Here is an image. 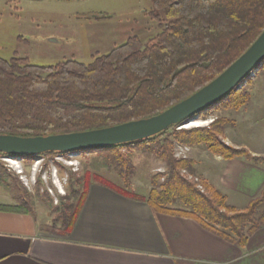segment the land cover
<instances>
[{
    "label": "trees",
    "instance_id": "16d2710c",
    "mask_svg": "<svg viewBox=\"0 0 264 264\" xmlns=\"http://www.w3.org/2000/svg\"><path fill=\"white\" fill-rule=\"evenodd\" d=\"M150 1V14L163 29L145 43L131 36L90 63L70 59L42 66L24 57H0V134L69 133L154 116L217 78L264 31V0ZM253 73L264 74V58L247 75L246 84L242 81L240 87L192 117L208 119L214 111L239 110L248 104ZM187 119L143 140L75 150L103 157V167L122 182L89 169L71 173L69 193L60 204H52L60 235L71 232L89 188L97 182L145 201L155 212L191 217L222 238L245 246L264 225V189L244 208L232 206L224 193L196 173L195 158L176 156V146H203L225 159L244 157L257 162L264 156L226 141V129L234 123L228 116L216 115L207 126L180 127ZM136 149L153 153L166 165L164 172L151 176L146 196L133 187L136 166L130 152ZM63 154L68 152H45L41 157ZM5 155L0 152V158ZM2 168L0 164V185L7 190L19 186L21 192L15 195V203H0V210L34 214L31 194Z\"/></svg>",
    "mask_w": 264,
    "mask_h": 264
},
{
    "label": "crops",
    "instance_id": "0c3cea01",
    "mask_svg": "<svg viewBox=\"0 0 264 264\" xmlns=\"http://www.w3.org/2000/svg\"><path fill=\"white\" fill-rule=\"evenodd\" d=\"M230 131L227 127L228 143L264 156L263 146L234 141ZM191 157L197 165L207 163L197 174L232 206L244 208L264 189V160L225 159L203 146L192 147ZM137 186L133 181L139 193ZM37 219L35 213L0 210V264H264V225L241 247L191 217L155 212L145 201L97 182L69 234L43 231Z\"/></svg>",
    "mask_w": 264,
    "mask_h": 264
},
{
    "label": "rangeland",
    "instance_id": "374dc122",
    "mask_svg": "<svg viewBox=\"0 0 264 264\" xmlns=\"http://www.w3.org/2000/svg\"><path fill=\"white\" fill-rule=\"evenodd\" d=\"M152 9L150 0H0V57L7 60L24 57L42 66L70 59L90 63L131 36L137 35L145 43L161 32L163 25L151 16ZM252 77L254 81L249 85L252 99L242 109L214 111L208 119L194 118L199 122L195 126L180 127L207 126L216 115L228 116L234 120L228 126L234 141L253 148L264 147V74ZM191 151L192 147L186 154L191 156ZM130 156L136 166L132 180L139 193H146L151 176L164 172L166 165L142 149L133 150ZM40 157L26 160L14 156L22 165L21 174L8 166L6 155L0 158V164L12 174L11 181L12 177L18 178L31 194L38 226L46 232L57 235L61 232L52 204H60L69 193L71 173L82 174L89 169L118 184L122 182L115 172L103 167L101 156L96 159L91 153L77 152ZM17 163L13 162V166L19 167ZM206 166L201 161L196 173ZM20 192L19 186L7 190L0 185V200L15 202V195Z\"/></svg>",
    "mask_w": 264,
    "mask_h": 264
},
{
    "label": "water",
    "instance_id": "95a60500",
    "mask_svg": "<svg viewBox=\"0 0 264 264\" xmlns=\"http://www.w3.org/2000/svg\"><path fill=\"white\" fill-rule=\"evenodd\" d=\"M100 17V15H96ZM264 58V31L256 41L217 78L202 87L190 97L167 110L148 118L130 122L69 133L42 136H19L0 134V152L6 156H42L45 152H74L79 149L105 147L135 142L150 138L185 118L184 123L202 109L214 104L241 82H247V75ZM255 73L252 74V76Z\"/></svg>",
    "mask_w": 264,
    "mask_h": 264
},
{
    "label": "built area",
    "instance_id": "2783aa9c",
    "mask_svg": "<svg viewBox=\"0 0 264 264\" xmlns=\"http://www.w3.org/2000/svg\"><path fill=\"white\" fill-rule=\"evenodd\" d=\"M190 150V147H188V146H183V145H177L176 146V156H178V157H188V155L186 154V152L187 151H189ZM73 153H77V152H73ZM73 153H69V154H73ZM8 158H6L5 160L7 161V162H9L8 163V166L10 167V168H13V169H15L18 173H23V170H22V165L21 164H19V161H17V159H14L13 157L14 156H7ZM16 158V157H15ZM40 158H44V157H40ZM38 160H40V159H38ZM13 162H18L17 164H19V167H15V166H13ZM201 187V186H200Z\"/></svg>",
    "mask_w": 264,
    "mask_h": 264
},
{
    "label": "bare ground",
    "instance_id": "6f19581e",
    "mask_svg": "<svg viewBox=\"0 0 264 264\" xmlns=\"http://www.w3.org/2000/svg\"><path fill=\"white\" fill-rule=\"evenodd\" d=\"M206 122H207V121H206ZM197 123H199V122H198V121L196 122V119H192V120L188 121V122L185 124V126H187V127L195 126V125H197Z\"/></svg>",
    "mask_w": 264,
    "mask_h": 264
},
{
    "label": "flooded vegetation",
    "instance_id": "af4514ba",
    "mask_svg": "<svg viewBox=\"0 0 264 264\" xmlns=\"http://www.w3.org/2000/svg\"><path fill=\"white\" fill-rule=\"evenodd\" d=\"M38 155H32V156H29V158H34V157H37ZM16 157V156H15ZM22 158H24L25 156H21Z\"/></svg>",
    "mask_w": 264,
    "mask_h": 264
}]
</instances>
